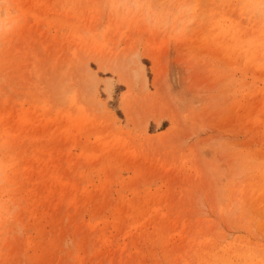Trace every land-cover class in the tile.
<instances>
[{
    "label": "rangeland",
    "instance_id": "obj_1",
    "mask_svg": "<svg viewBox=\"0 0 264 264\" xmlns=\"http://www.w3.org/2000/svg\"><path fill=\"white\" fill-rule=\"evenodd\" d=\"M0 264H264V0H0Z\"/></svg>",
    "mask_w": 264,
    "mask_h": 264
}]
</instances>
